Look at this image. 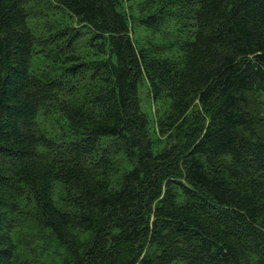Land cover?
<instances>
[{"label": "trees", "instance_id": "obj_1", "mask_svg": "<svg viewBox=\"0 0 264 264\" xmlns=\"http://www.w3.org/2000/svg\"><path fill=\"white\" fill-rule=\"evenodd\" d=\"M120 3L0 0V264H264V0Z\"/></svg>", "mask_w": 264, "mask_h": 264}, {"label": "rangeland", "instance_id": "obj_2", "mask_svg": "<svg viewBox=\"0 0 264 264\" xmlns=\"http://www.w3.org/2000/svg\"><path fill=\"white\" fill-rule=\"evenodd\" d=\"M146 1L147 0H121L120 3L121 12L124 13L128 18L129 27L131 28V38L136 45L142 44L143 42L148 40H152L154 37H158L157 34L154 35L151 31L145 29V27L140 23V19L142 18L140 11H142V8ZM42 3L38 4V8H41L40 5H42ZM52 13L53 10L50 8L48 15H51ZM58 17L59 15H57L55 19H58ZM42 22L43 21H40L38 23L41 24ZM67 23L70 24L71 22L68 21ZM34 24L35 23H32V25ZM172 26L173 22H168L167 26L163 28H172ZM77 28L80 30L79 26H77ZM39 30L40 29H36V31ZM82 32L84 33V37L79 41L77 45V51L80 54V57L82 54V56L86 55L88 56V59H92L93 54L89 51V48H87L90 41L89 34L86 33V29H82ZM137 97L140 105V110L148 119L149 130L152 134L154 133L156 137V118L158 112L162 114L165 109L162 105H159L152 100L148 84L144 78L139 82Z\"/></svg>", "mask_w": 264, "mask_h": 264}]
</instances>
